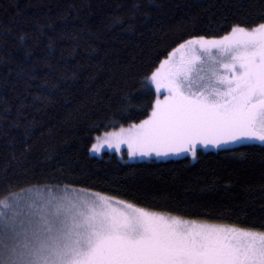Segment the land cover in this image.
Listing matches in <instances>:
<instances>
[{"label":"trees","instance_id":"1","mask_svg":"<svg viewBox=\"0 0 264 264\" xmlns=\"http://www.w3.org/2000/svg\"><path fill=\"white\" fill-rule=\"evenodd\" d=\"M264 23V0H0V199L83 188L156 213L264 232V144L197 158L93 155L140 123L147 79L180 43Z\"/></svg>","mask_w":264,"mask_h":264},{"label":"snow or ice","instance_id":"2","mask_svg":"<svg viewBox=\"0 0 264 264\" xmlns=\"http://www.w3.org/2000/svg\"><path fill=\"white\" fill-rule=\"evenodd\" d=\"M197 45L203 52L220 50L221 59L206 80L196 67L199 57L162 75L169 54L147 79L170 95L156 101L148 119L110 134H127L122 142L129 155L191 152L195 158L198 143H264V23L251 29L234 25L220 40L200 36L179 49L195 51ZM90 151L99 149L93 144ZM31 191L0 199V264H264V232L182 226L131 205L130 212H109V199L70 186H43L29 203L24 196ZM82 195H93L92 203Z\"/></svg>","mask_w":264,"mask_h":264},{"label":"rangeland","instance_id":"3","mask_svg":"<svg viewBox=\"0 0 264 264\" xmlns=\"http://www.w3.org/2000/svg\"><path fill=\"white\" fill-rule=\"evenodd\" d=\"M247 29H251V28H247ZM229 34H227V35H229ZM203 37H205V36H203ZM223 37L224 36H220V37H205V39H207V40H213V39L220 40ZM193 38H198V37H193ZM193 38H190V39H193ZM190 39H188V40H190ZM188 40H186V41H188ZM183 43H185V41L180 43L179 45H181ZM179 45L170 52L172 54L170 60H169V55H168L167 57H165L161 61V63H162L165 60H169V65H167L165 67V69L161 70L162 75L164 73H166L168 71L169 67H171V66H176V65H179L182 61L183 62H187V61L194 60L196 57H199L200 59L196 61V67L198 69H203L202 71H200L199 76H203L207 80L208 77L211 75V73L209 71L210 66L213 64V62L218 61V60L221 59L220 50L211 49L209 52H203L202 50H200L199 45H197L195 47V51H193L188 46H186L183 49H179ZM224 62H228V61L224 60ZM161 63H160V65H161ZM160 65L158 66V68L160 67ZM216 67L219 68V64H216ZM221 71H223V70L221 69ZM161 82L163 83V81H161ZM151 83L156 89V93H157L156 101L157 100L164 101L165 97L170 95V93H169V91H168V89L166 87H161L159 90H157V85L154 82H151ZM155 104H156V102H155ZM154 107H155V105H154ZM146 119H148V117ZM136 124H139V123H136ZM121 128H118V129H115V130H111V131L105 132V133H103L101 135H98L96 137V139H95L93 144L97 145L99 151H90V153L93 154V155H102L104 151L116 152L118 154V156L123 161H129V162L142 161V160H151V159L162 160V159L177 158V157H183V156H190L192 159H196L197 158L198 148L209 150V149H219V148H222V147H231V146L239 145V144H242V143H248V142L261 143L258 140H246V139L238 140V141H235V142L222 143V144H220L218 146H212V145L205 146L202 143H198L196 145V157L195 158H193L191 152L182 153V154H179V155H171L170 154L168 156H159V157L156 156L154 153L152 155H150V156H140V155L131 156V155L128 154L129 151H130L129 148H128V144L126 142H122V140H126L127 134L125 133V134H122L120 136L110 135V134L120 133V129ZM123 128L128 129L129 126L123 127ZM109 145H111V147ZM90 149H92V146H91ZM58 189H64V188H58ZM72 189H79V190H82L84 193L99 194L100 197H103L105 199H109L111 201V203L104 209V210L109 211V212L115 211L116 213H126V212L132 211V208L143 209V208L138 207V206H136L134 204H130L128 202L119 201V200L113 199L111 197H108L105 194H102V193H99V192H95V191H92V190H87V189H83V188H76V187L75 188L72 187ZM41 190L42 189H32V191L30 193H27L24 196V199L27 200L29 203L31 202V199H33V198L38 199L40 197ZM43 194L45 196H47L49 193H47L45 191ZM72 195H75V193H72ZM80 198L83 199V200L88 201L91 204L93 199H94V196L93 195H82ZM128 205H131L132 208L128 207ZM97 210L99 211L100 209L97 208ZM143 210L148 211V212H152V213H156V212L149 211V210H146V209H143ZM157 214L163 215L165 220L167 222H169V223H171L173 220H176L182 226H193L194 225L196 227L214 226V227L228 228V227L222 226V225L217 226L216 224L207 223V222H201V221L199 222V221H195L193 219L175 217L173 215H167V214H161V213H157Z\"/></svg>","mask_w":264,"mask_h":264}]
</instances>
